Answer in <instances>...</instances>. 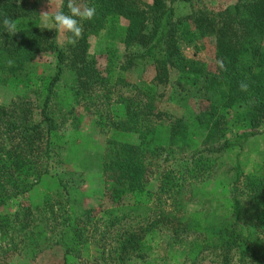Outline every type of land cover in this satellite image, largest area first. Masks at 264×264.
<instances>
[{
  "label": "trees",
  "instance_id": "trees-1",
  "mask_svg": "<svg viewBox=\"0 0 264 264\" xmlns=\"http://www.w3.org/2000/svg\"><path fill=\"white\" fill-rule=\"evenodd\" d=\"M78 2L96 15L60 47L36 0H0V90L12 91L0 104V264H197L204 253L264 264V162L238 159L264 134V0L214 11L201 0ZM174 3L188 13L176 16ZM206 36L211 71L180 49ZM89 38L99 44L92 55ZM42 54L53 57L46 77L35 66ZM132 68L150 80L129 83L121 72ZM170 73L204 94L189 120L160 107ZM83 120L100 136L90 155L93 143L77 135ZM52 163L64 169L52 174ZM90 173L104 185L98 211L73 197ZM215 181L220 197L197 195Z\"/></svg>",
  "mask_w": 264,
  "mask_h": 264
},
{
  "label": "rangeland",
  "instance_id": "rangeland-1",
  "mask_svg": "<svg viewBox=\"0 0 264 264\" xmlns=\"http://www.w3.org/2000/svg\"><path fill=\"white\" fill-rule=\"evenodd\" d=\"M148 2L149 0H144ZM38 5V12L40 23L44 26L40 13L42 11L48 10L55 11L60 7L61 0H36ZM233 0H201V3L209 10H217L222 8L223 6L232 3ZM174 12L176 16H181L188 13V9L186 4L183 3H174L173 5ZM48 27L52 28L51 23H49ZM89 54H95L98 48V40L96 38H89ZM57 44L62 47L65 45L66 36L65 33L57 29L56 35ZM182 44V43H181ZM181 54L185 57H191L194 54V57L198 58L203 62L205 67L209 71L213 69V47H212V39L209 36L202 37L199 39H195L189 44H182L180 46ZM116 52L118 54H122V48L120 46L117 47ZM36 71L39 76L46 77L52 73L53 70V57L50 54H42L37 57L35 60ZM122 76L126 81L131 84H141L142 82H148L152 76V73L149 69H140V68H132L127 71L121 72ZM185 89H180V86L176 84L175 74L170 73L168 84L163 89H157V91L163 94L161 99L160 107L163 111H165L171 119L173 117H182L185 120H189V114L196 113L197 110L202 109L204 107L205 102L204 94L198 87L190 88L184 87ZM34 91V90H33ZM37 92V90H35ZM12 91L10 89L0 90V104H5L11 97ZM126 94V93H124ZM187 97L185 98V95ZM32 100H35V96L33 94H29ZM182 101H180V100ZM180 103V104H179ZM183 104V105H182ZM118 108V107H116ZM119 109V108H118ZM118 113V110H116ZM34 118H36V114H34ZM231 113H228V117L230 118ZM188 117V118H187ZM84 119V118H82ZM236 129V128H234ZM69 131L65 130L62 134L65 137ZM77 135L86 137L88 142H92L89 144L91 146V150H89V155L93 154L92 152H96L95 141L100 139L99 133L96 132L95 129L92 128L91 124L87 122V120H83L80 124V128L77 131ZM94 141V142H93ZM94 146V148H92ZM234 151L231 153L230 159L233 158L235 154ZM238 159L246 164V167H249L250 164L253 166H260L264 162V134L257 136L256 138L250 140L249 143L245 144L242 151H240V155L238 154ZM223 162L226 165H229L226 159H223ZM245 162V163H244ZM251 166V165H250ZM66 167V166H65ZM64 165H57V163H52L51 172L55 173L59 170H63ZM93 169V168H91ZM104 185H102L99 177L90 173L87 178L85 184H81L80 188L77 189L79 193L76 192V195L73 197L75 199H83L84 204L87 207L98 211L99 207L106 206V199L102 197ZM195 191L199 197H202L205 194H212V198L217 199L219 194L223 192L222 188H219L217 181L212 183H206L199 187H197ZM82 196V197H81ZM197 196V197H198ZM12 209V208H11ZM8 210V209H7ZM9 211V210H8ZM98 213V212H96ZM14 264H28L25 260H19ZM197 264H216L214 262L213 257L204 253L202 255V259Z\"/></svg>",
  "mask_w": 264,
  "mask_h": 264
},
{
  "label": "clouds",
  "instance_id": "clouds-1",
  "mask_svg": "<svg viewBox=\"0 0 264 264\" xmlns=\"http://www.w3.org/2000/svg\"><path fill=\"white\" fill-rule=\"evenodd\" d=\"M19 2V0H18ZM68 13L63 11V0H61L60 7L51 11L49 8L46 11H42L40 16L42 18L44 29H58L68 35V43L75 44L82 37L83 27L80 23L81 20H92L96 15V8L90 6L87 3L78 2V0H67ZM79 18V19H78ZM51 23L52 28H49L48 25ZM2 24L5 28V31L8 34H15L17 31V26L11 17L5 15L2 20ZM9 66H11L12 61H9ZM247 84L241 82L240 90L247 91Z\"/></svg>",
  "mask_w": 264,
  "mask_h": 264
},
{
  "label": "water",
  "instance_id": "water-1",
  "mask_svg": "<svg viewBox=\"0 0 264 264\" xmlns=\"http://www.w3.org/2000/svg\"><path fill=\"white\" fill-rule=\"evenodd\" d=\"M163 1H170V0H163Z\"/></svg>",
  "mask_w": 264,
  "mask_h": 264
},
{
  "label": "crops",
  "instance_id": "crops-1",
  "mask_svg": "<svg viewBox=\"0 0 264 264\" xmlns=\"http://www.w3.org/2000/svg\"><path fill=\"white\" fill-rule=\"evenodd\" d=\"M50 28V27H49Z\"/></svg>",
  "mask_w": 264,
  "mask_h": 264
}]
</instances>
